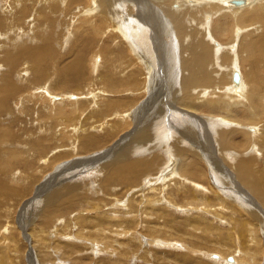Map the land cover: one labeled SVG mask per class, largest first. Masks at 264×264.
<instances>
[{
  "label": "rangeland",
  "instance_id": "374dc122",
  "mask_svg": "<svg viewBox=\"0 0 264 264\" xmlns=\"http://www.w3.org/2000/svg\"><path fill=\"white\" fill-rule=\"evenodd\" d=\"M86 1V5L85 2L73 3L66 8L57 0H0V20L3 24L0 28V57L5 54L4 50H10L12 53L19 45L28 46L35 43L34 45L42 46L44 41L39 40L42 38L39 35L45 32L47 38L52 36L50 41L53 52L58 56L54 58L55 65L49 68V72L54 73L60 61L69 57L73 47L79 46L82 37L96 39V47L85 56L86 66L88 64L86 80L74 87L76 89H63L53 94L61 96V100H51L48 95L50 93L45 90V86L43 87L44 81L37 82L31 91H28L32 74L25 65L11 75L16 86L25 88L18 99L28 103L33 112L31 111L32 115L27 113L26 107L21 106L18 99H14L6 103V107H10L12 111L0 113L1 126L10 127L13 137L16 138L5 141L4 148H0V183L3 185L0 187V264H238L236 257L239 256L242 258V264H264V173L260 174L263 169L261 164L264 162V117L257 116L254 122L244 123L242 120L243 123H234L221 111L212 114L208 111L202 113L185 105L179 106L171 99L172 93L178 99L181 95L180 84H170L169 80L172 67L175 69L179 67L182 41L171 31V24L158 4L159 13L152 8H143L144 10L138 12L133 10V14L137 15L135 20L140 22L139 26L142 29L144 28V32L134 38L133 48L140 46L138 39L139 41L145 37L148 39V61L153 68L151 80L149 76L145 78V74L139 75L140 85L130 94L121 93L118 96L119 100L122 99L120 103L132 102L128 108L114 107L111 112L113 114L99 112L101 114L96 117L100 102L104 103L114 95L103 94L101 81L94 83L90 78H94L103 70L104 73L109 65L122 64H118L116 59L118 57L126 59L125 57L133 50L124 48L127 41L125 42L123 37L126 33L130 35L131 32L129 21L125 19L129 25L125 22L123 24L125 32L119 30L117 26L104 20L101 14L94 15L92 11L96 8L92 9L95 6L92 4L93 0ZM238 1L236 5H241L240 0ZM259 1L261 0H254L253 6ZM56 3L58 5H55ZM194 7L199 8H191L194 9L193 13L191 11L193 15L202 16L203 12H208L206 5L201 6L200 12L196 11L201 9L200 6ZM169 9L175 11L172 5H169ZM181 9L190 12L189 7L185 8L184 5ZM241 10H230L227 14L234 16L233 14L236 15ZM19 12H24V16ZM144 12L145 14L149 12L150 15L147 16L146 25H143L145 22H141ZM40 20L42 21L39 22ZM44 20L46 24L49 22V25L47 24L49 27ZM210 21H212L210 24L217 23L216 18ZM203 22L206 24L207 21L200 19V29L204 28ZM100 24H104V27ZM42 27L45 28L44 31ZM187 28L191 26L187 25ZM229 28L225 31L228 35L226 37H233L235 40L239 25ZM167 30L171 34H166ZM49 31L53 34L49 35L51 34ZM245 31L248 35L254 33L251 25L246 26ZM254 34L258 35L260 31ZM220 36L221 34L216 35L215 39L219 45L223 43ZM246 56L250 61L253 56L255 57L253 53ZM263 56L264 54L260 56L263 59H260L258 67L255 64L250 66L249 70L247 65L241 63L238 69L244 73L248 88L251 89L258 84L261 86L263 97L260 99V105L264 104ZM95 57L99 59L98 71L93 68ZM112 58L115 59L114 62L111 61ZM123 61L125 63V60ZM136 66L132 69L136 70L139 67ZM221 69L216 68L212 72L213 80ZM3 71L7 72L8 67L0 65V75ZM250 72L253 74L255 72L252 79L247 77L250 76ZM51 79L55 81L58 76L51 75ZM123 80H126V77ZM200 92L203 93L202 97L193 98L195 105L205 102L220 105L222 104L220 101L224 100V103L229 101L227 103L229 108L243 109L246 113L244 111L243 114L240 113L242 117L244 114L247 115L245 117L254 115L250 99L236 104L237 97L232 101L227 97L219 98L220 94L210 93L206 96L203 90ZM93 97L99 99L89 101ZM30 101H36V104ZM41 101L46 102L45 109ZM82 103L84 107L81 108ZM155 105L164 111V116L162 124L156 126V132L151 135L155 139L162 138V143L167 146L162 144L158 147L153 146L157 148L147 153L131 148L132 151L130 149L129 155L123 159L128 162L144 161L147 168L139 175L136 184H118L114 180L118 185H110L112 180L105 178L107 170L103 169L104 164L114 159L120 147L129 142L136 131L142 129L146 124V117L152 118V112L157 109ZM41 107L44 114L39 110ZM53 107L54 111L50 113ZM75 107L80 110L76 112ZM262 107L264 108V105ZM67 114L71 117H67ZM65 115L67 121L63 120ZM52 123L55 129L50 128ZM219 123L232 124L230 128L223 130ZM112 125H118V133H111ZM215 125L219 127H214ZM20 128L28 131L27 134H23ZM250 128L256 129V133L249 132ZM229 129H232V132L237 131L234 135L236 141L238 138L243 140L244 144L239 149L223 148L218 145L219 133L228 132ZM177 131L184 132L183 137ZM188 132L192 135L189 136ZM91 134L103 142L98 148L84 151L85 146L83 148L82 141L78 138ZM50 136H55L52 142L48 143L47 140L41 148L31 145L32 141L43 137L48 139ZM191 140L192 142L197 140L199 148L195 144L194 147ZM203 144L204 147H201ZM166 149L169 153L165 152ZM189 153L197 155H194V162L200 167L203 177L201 174L198 178L181 173L183 165L189 163ZM154 157L155 159L151 161ZM161 158L162 160H159ZM244 162L251 163L253 168L251 177H254L251 180L256 184L253 188L258 186L261 189V192L256 190L260 193L258 195L251 192L253 190L248 187L249 182L241 181L235 174L234 167L237 163ZM255 173L258 174L256 177ZM254 180L259 181L257 183ZM196 185L201 189L196 188ZM71 186L73 192H66L54 206L45 207L43 200L48 195ZM150 187L153 189L149 190ZM141 190L143 192H140Z\"/></svg>",
  "mask_w": 264,
  "mask_h": 264
},
{
  "label": "bare ground",
  "instance_id": "6f19581e",
  "mask_svg": "<svg viewBox=\"0 0 264 264\" xmlns=\"http://www.w3.org/2000/svg\"><path fill=\"white\" fill-rule=\"evenodd\" d=\"M35 1H37V0H35ZM53 1H55V0H53ZM57 1L59 3H63L64 6H66V8H67V6H69L70 4L72 5L73 3H76V4L81 3L82 4L85 2V5H86V2H87L86 0H61V1L57 0ZM93 1L94 2H92V4H93V6L95 4V6L92 7V9L96 8V10L94 9V11H92L94 13V15H95V13L101 14V16L104 20H106L109 23L111 22L113 25L117 26V28L119 30H122L125 32V28H124L123 24H124V22L127 23L125 19H127L129 21V23H130L129 27H131L130 28L131 32L130 33L128 32L130 35H127V33H126V35H125V33L123 34V36L125 35L123 37V39L125 40V42L127 41V43H125V45H124V48H127L129 50H133V52H130V54L128 53L129 55L125 57L126 59H123V58L119 59V57L116 59V62H118V64L119 63H122V64H120V65H109L104 73H103V71H104L103 70L102 72L96 74L94 78H90V80L93 79L91 81H94V83L101 81L100 85L103 86V87L101 86L102 90H103L102 91L103 94L110 93L111 95H114V96H111L113 98L108 99L104 103L100 102L101 105L100 106L98 105L100 107V108H98V111H96V113L92 112L93 114L95 113L96 117H97V115H100L101 113L113 112L112 110L114 107L128 108L127 106H130L132 102L128 103V104H127V101L125 103H123V102L120 103V101L122 99L119 100L118 96L121 93L122 94L123 93H129L130 94L134 89H136L137 86L140 85V76L139 75L142 76V74L143 75L145 74L146 75L145 78H147L149 76V79L151 80L153 68L151 66L152 64L150 63V61H148V57H149L148 56L149 48L147 45L148 39H146V37L142 41H139V39H138L137 42H140L139 43L140 46L138 45L139 47L133 48L134 38L138 37L140 33L144 32V28L142 29V27L139 26L140 22H137L135 20V19H137V15L133 14V12H134L133 10H137L136 12H138V10H144L143 8H147V9L152 8V9H154L155 12H158V10H157L158 6H160V8L162 9V11H163L162 13L164 14L165 18H167L169 20V22L171 24V31H173L174 34L177 36V38L182 41V43H180L181 44L180 53H182V55H181L180 60H179V67L176 69L174 67H172L173 70L171 71V76H170V74L168 75V77L170 76V80H169V81H171L170 84H173V85H174V83L180 84L179 90H180L181 95L179 94L180 96L178 99V97L175 96L174 93H172V98H171V93H170V98L174 102L176 101L177 102L176 104H178L179 106L185 105L186 107H188L190 109L192 108V109H195L197 111H202V113L204 111H208L209 113L212 114L215 111L216 112L221 111L222 113L225 114V116L228 119L232 120V122H234V123H243L242 120H244V123L246 121L254 122L255 117H257V116L264 117V108L262 107L264 104L263 105L261 104L262 105L261 106L259 103L261 97H263L261 86H259V84L257 83L258 85H255L253 88H251V89L248 88L247 82H245L244 73L242 71L239 72V70H238L239 64H241V63L247 65L248 69L250 70V66H254L255 64L257 65L260 63V59L262 58V57L260 58V56L262 54H264V0L257 2L256 6H253L254 0H240L241 5H236V3L239 2L238 0H229V2H228V0H151V1L150 0H146V1H144V0H115V1H113V0H93ZM157 4H158V6H157ZM55 5H58V3H56ZM169 5L170 6L172 5L174 7V9H175L174 12L170 11ZM183 5L185 6V8L189 7V9H188L190 11L189 13H187L186 11L181 9ZM203 5H206V11H208V12H203L202 16L192 14L194 12V9H191V8H199V7H194V6H200L201 9L196 10L197 12H200L202 10ZM14 6H15V4H14ZM190 6H192V7H190ZM12 7H13V5H12ZM119 7H121L122 10H120ZM23 8H25V7H23ZM246 8H248V9H246ZM161 9H160V11H161ZM241 9H244L245 11H242ZM70 10H71V8H70ZM230 10H233V11L234 10H241V11H239L236 15L233 14L234 16H231V15L227 14ZM27 11H28V9H27ZM64 11H65V9H64ZM191 11H192V13H191ZM92 12H90V13H92ZM145 12H147V11H145ZM145 12H144V18H143V20H141V22H143V23L145 22V24H143V25H146V20H148L147 16H150L149 12H148V14H145ZM23 13L24 12H21L20 14H23ZM29 13H30V11H29ZM158 13H155V14L157 15ZM41 14L43 15V13H41ZM222 14H224V15H222ZM28 15H27V17H28ZM23 16H24V14H23ZM34 16L35 15H33V17ZM213 18L217 19V23L213 22L212 24H210V22H212L210 20H213ZM42 19H43V17H42ZM200 19L202 21H205V20L207 21L206 24H205V22H203L204 28H202V29L199 28ZM34 20H36V19H34ZM114 20H116L115 21L116 24L114 23ZM22 21H24V20H22ZM36 21H38V20H36ZM41 21L42 20H40L39 22H41ZM44 22L46 24L45 20H44ZM1 23H2V20H0V28L3 27V24H1ZM100 23H101V21H100ZM104 23L106 24V22H104ZM109 23H107V24L109 25ZM47 24L49 25V22H47ZM47 24H46V26H48ZM101 24H100V26L102 27L104 24L103 25H101ZM95 25H97V23ZM127 25H129V24L127 23ZM187 25H190L191 28H187ZM234 25H239V28H240V29H238L237 38L235 37V40H233V37L232 38L226 37L228 35L225 32L229 28V26L233 27ZM249 25L252 26V30L254 31V33L256 31H260V34L257 35V34L251 33V34H249V35H252L250 37L248 35L247 31H245V27L249 26ZM43 27H42V30L44 31L45 28L43 29ZM98 27H99V25H98ZM133 27L135 30L133 29ZM51 29L49 28V30H51ZM39 30H41V28H39ZM229 30H230V28H229ZM36 31H38V29ZM234 31H237V30H234ZM41 33H43V32L41 31ZM44 33H43V35H39L42 37L39 40L42 39L44 41L43 42L44 44L42 46L34 45L35 43H32V45L30 44L28 46L19 45L18 47H15V49L13 50L12 53L10 52V50H4L5 54L0 57V65H3L4 67L5 66L8 67V71L7 72L3 71L2 75H0V83H2L0 86V113L11 112L12 111L11 108L6 107V103L12 102L14 99L17 100L19 97H21L22 92L25 90V88H19L18 86H16L13 83V79H12V76L14 75L13 73H16L19 70V68L21 69L22 65H25L26 67H28L30 74H32V80L28 84L27 90L31 91V88L34 84H36L37 82L40 83V82L44 81L45 84L43 85V87L45 86V90L48 93H50L48 95H50V98L52 101L61 100V98H62L61 96L53 95L55 92H57L59 90H63V89H76L74 87L79 86L80 82L86 80V77L88 75V64L86 66L85 56L88 55L90 52H92V49H94L96 47V39L93 37H89V38L88 37H82V39L79 41V44H78L79 46L73 47V50H72V52H70L71 54L69 55V57H66V59L61 60L60 63L56 67L57 71L54 73H51V72H49V68H52L53 65H55L54 64L55 63L54 58H56L57 53L53 52V46H52L51 41H50L52 36H51V38H47V36H45ZM49 33H51V32L49 31ZM165 33L171 34V32L168 30ZM224 33H226V34H224ZM52 34H53V32L49 35H52ZM220 34H221L220 38H221V41L223 43L219 45L215 39H216V35H220ZM47 35H48V32H47ZM119 35H122V34H119ZM245 35H247V36H245ZM89 36H90V34H89ZM115 39H117V38H115ZM124 40H123V43H124ZM120 43H121V41H120ZM232 43H233V45H231ZM5 44H7L6 41H5ZM136 44H138V43H136ZM178 44H179V42H178ZM106 49H104V50H106ZM221 49H222V51H220ZM103 52H105V51H103ZM144 52H146V53H144ZM131 53H134V54L132 55ZM249 53H253L255 55V57L253 56V58H251L252 59L251 61H250V58L246 56ZM60 57H59V59H60ZM94 59H95V63L93 64V68L95 69V71H98L100 64L97 62L99 59H98V57H95ZM136 59H137V61H136ZM114 60L115 59L112 58L111 61L114 62ZM123 60H125V63ZM136 62H137V64H136ZM135 65H137L139 67L136 68V70H133L132 68ZM227 66H229V68H226ZM215 67L219 68V69H221V67H223L226 69H221L219 74H217L218 76H216V78L213 80L214 73H212V72L216 70ZM256 67H258V65ZM56 68H55V70H56ZM141 69H142V71H141ZM257 70H258V68H257ZM254 74H255V72H254ZM254 74L252 72H250V76L247 75V77L249 79H252L255 77ZM51 75H54V76L57 75L58 79L53 81L51 79ZM125 77H126V80H123V78L125 79ZM257 77H258V75H257ZM166 79H168V78H166ZM153 81H154V79H153ZM248 83H250V82H248ZM149 84L151 85V83H149ZM144 86H146V84H144ZM202 90L205 92L206 96H208L210 93L220 94L219 98L227 97L228 99H231L232 101L234 98L237 97L236 102H235L236 104H239L240 101H243V100L247 101L248 99H250L251 105L254 108V111H253L254 115L253 116L249 115L248 117H245L247 115L244 114V116L242 117L240 115V113L243 114V111H244L243 109H240L238 107L229 108L228 104H227L229 101L227 103H224L225 102L224 100L220 101L222 103L220 105H219V103L213 104V103L205 102V101H203L205 103L195 105V103L193 102V98L202 97L203 93L200 92ZM198 93L201 95H198ZM38 96H39V94H38ZM71 96H73V95H71ZM71 96H69L70 99L72 98ZM102 96H104V95H102ZM115 96H117V98H115ZM35 97H37V96H35ZM41 98H42V96H41ZM98 99L99 98L96 99V97H93V98H90L89 101H93V100L95 101ZM172 100L170 101V103H172ZM100 101H102V100H100ZM18 102H20L21 106L23 105L24 107H26L25 111L27 113L32 115L33 110H31L28 103H26L23 100L21 101L20 99H18ZM30 102L36 104L35 103L36 101H30ZM41 102L43 103V101H41ZM32 103H30V104H32ZM45 103H43L44 109H45V107H44ZM75 104H77V103H75ZM95 104H97V102H95ZM38 105H40V104H38ZM217 105H219V106H217ZM48 106H49V104H48ZM145 106L146 105H144V107ZM155 106H157V105H155ZM82 107H84L83 103L81 104V108ZM38 108H39V106H38ZM61 108H60V111H61ZM41 109H42V107L39 109L40 112H42ZM77 109L78 108H76V110ZM39 110H38V112H39ZM79 110H80V108H79ZM79 110H77L76 112H78ZM53 111H54V107L49 112L52 113ZM116 111H117V108H116ZM99 112H101V113H99ZM21 114H22V112H21ZM111 114H113V113H111ZM41 116H43V115H41ZM163 116H164V111L159 109L157 106V109L152 112V118H149L150 116L146 117V124L143 125L142 129L140 128L138 131H136L133 134V136H131V139L129 140V142H127V143L125 142L126 144L123 145L122 147H120L119 151L115 153L114 159H111L110 162L104 164L103 169L105 168L107 170V172H106L107 174H106L105 178H109V180H112V181H110V185H115L117 183L118 184L128 183V185L134 184L136 182V180H138L137 178L139 177V175L147 168L146 163L144 161L128 162L126 159H123L129 155L128 153L131 152L132 149H135V150L140 149L142 152L147 153L151 149H155L161 144L166 145V144L162 143V141H161L162 138L155 139L151 135V134L156 132L155 131L156 126H160L162 124L161 120L163 119L162 118ZM14 117H15V115H14ZM67 117H71V116L69 114H67ZM67 117L65 115L63 120L67 121ZM12 119H14V118H12ZM38 119H40V118H38ZM14 123H15V121H14ZM14 123H13V126H14ZM136 123H139V122L136 121ZM231 124L219 123V125L222 126L223 130L226 128H230ZM28 125H30V124H28ZM47 126H48V123H47ZM184 127H186V126H184ZM214 127H219V126L215 125ZM235 127H237V125H235ZM50 128L55 129V125L52 123ZM187 128L188 127H186L185 129H187ZM111 129H112L111 133H113V134L118 133V131H119L118 125H112ZM188 129L190 130V128H188ZM21 131H23V134L24 133L27 134V132H28V131L25 132V129H21ZM57 131H59V130H57ZM105 131H107V130H105ZM44 132H46V131H44ZM249 132L256 133V129L250 128ZM177 133H179L181 135V137H183L184 132L182 133L181 131H177ZM236 133H237V131L233 130V132H232V129H229L228 132L223 131V132L219 133L218 145L220 147H223V148L239 149V147L243 146L244 142L241 139L239 140L238 137H237L238 138L237 141L234 139V135ZM13 135L14 134H12L10 127L1 126V124H0V148L3 147V144L5 143V141L10 140V139L15 140L16 138H14L15 136L13 137ZM188 135L191 136L192 134L188 132ZM85 136L81 137V139H80V137L78 138V140L82 141L81 143L83 144V148L85 146V148L83 149L84 151H90V150H93L95 148H98V146H101V143L103 142V141L100 142L98 140L99 138H97V136H92V134L88 135V136L85 135ZM54 137L55 136H50L48 139H46L47 137L39 138L38 140H35L34 142L32 141L33 144H31V145H33V147L35 146L37 148H41V145H44L47 140H49L48 143L52 142ZM100 138H103V137H100ZM192 138L194 140V137H192ZM193 140H191V142ZM246 142H247V140L245 139V143ZM194 144L197 145L199 148V143L197 140L192 142V145L195 147ZM116 145H118V144H116ZM177 145L178 144H176V146ZM153 146H157V147H153ZM49 147H50V145H49ZM201 147H204V144H203V146L201 145ZM37 148H35V149H37ZM44 149H45V147H44ZM130 149H131V151H130ZM140 150H138V151H140ZM177 151H179V150H177ZM191 151L193 152V149ZM165 152H168L167 149ZM195 152H196V150H195ZM18 153H16V154H18ZM196 153H198V152H196ZM131 155H132V153H131ZM155 155H158V154H155ZM194 155L197 156L196 154L189 153V156H190L189 163L188 164L185 163L183 165V167L181 169V173H184V174L188 173L189 177H192L191 175L198 177L201 174V176L203 177V174H202L200 167L194 162V160H195ZM13 156H14V154H13ZM199 158H200V156H199ZM10 159H14V158H10ZM154 159H155V157L153 159H151V161ZM100 160H102V159H100ZM134 160H136V159H134ZM159 160H162V158ZM184 160H185V158H184ZM147 162H149V161H147ZM158 163H160V161ZM2 165H4V163ZM261 166L263 169H262L260 174H263L264 173V162H263V164H261ZM235 167H234V170H235L236 176L243 182H246V183L249 182L248 187L252 188V190H253V191H251L252 193H256L257 195L260 194L256 191V190H258L261 192V189L258 186L253 188V186H255L256 184L253 183V181L251 180V178H254V177H251L253 175V173H252L253 168H251V163L250 162L249 163H245V162L244 163H237V165ZM170 169H172V168H170ZM215 172H213V173H215ZM254 175L256 177L258 174L255 173ZM140 177H142V176H140ZM114 180L117 183H115ZM101 181H102V179H101ZM254 181L258 183L259 180H254ZM170 182H171V180H170ZM1 185L2 184L0 183V187L3 186V185L2 186ZM198 185H199V183H198ZM198 185H196L197 186L196 188L201 189V187ZM72 186L63 188L61 190L55 189L56 191L52 192L50 195H48L43 200V202L46 204L45 207L49 208V206L50 207L54 206L55 202L59 198L63 197V195L66 192H69V191L73 192L74 190H72L73 189ZM147 186H149V185H147ZM57 189H59V188H57ZM145 189H147V188L145 187ZM150 189H151V187L149 188V190ZM152 189H153V187H152ZM140 192H143V191L141 190ZM149 197H150V195H149ZM216 198H217V196H216ZM217 199H219V198H217ZM160 202H162V201H160ZM168 203H170V202H168ZM178 203H179V201H178ZM128 208H129V206H128ZM241 260H242L241 256L236 257V263L242 264L243 262Z\"/></svg>",
  "mask_w": 264,
  "mask_h": 264
}]
</instances>
